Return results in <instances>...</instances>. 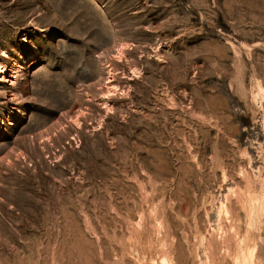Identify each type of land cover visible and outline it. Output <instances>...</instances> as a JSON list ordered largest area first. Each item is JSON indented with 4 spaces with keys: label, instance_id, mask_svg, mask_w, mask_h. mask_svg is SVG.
I'll list each match as a JSON object with an SVG mask.
<instances>
[{
    "label": "rangeland",
    "instance_id": "1",
    "mask_svg": "<svg viewBox=\"0 0 264 264\" xmlns=\"http://www.w3.org/2000/svg\"><path fill=\"white\" fill-rule=\"evenodd\" d=\"M12 64L0 264H264V0H0Z\"/></svg>",
    "mask_w": 264,
    "mask_h": 264
},
{
    "label": "bare ground",
    "instance_id": "2",
    "mask_svg": "<svg viewBox=\"0 0 264 264\" xmlns=\"http://www.w3.org/2000/svg\"><path fill=\"white\" fill-rule=\"evenodd\" d=\"M32 53V52H31ZM36 54V53H35ZM35 54H31L30 56L27 57L28 58H31L32 56H34ZM27 59L25 60V62L27 61ZM19 69V68H18ZM17 72V66L12 64V65H9L7 67H4L3 68H0V80L3 81L4 83L6 84H10V85H13L15 80V74ZM17 82V81H16ZM15 85V84H14ZM7 86V85H6ZM9 87V86H8ZM12 87V86H10ZM11 89V88H10ZM9 90V89H8ZM7 92V91H6ZM12 94V93H11ZM15 94V93H13ZM11 96V95H10ZM12 97V96H11ZM17 97V96H16ZM10 98V97H9Z\"/></svg>",
    "mask_w": 264,
    "mask_h": 264
}]
</instances>
